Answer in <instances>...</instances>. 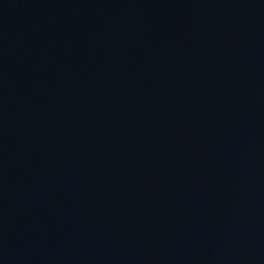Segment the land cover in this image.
Here are the masks:
<instances>
[{"label":"water","instance_id":"obj_1","mask_svg":"<svg viewBox=\"0 0 264 264\" xmlns=\"http://www.w3.org/2000/svg\"><path fill=\"white\" fill-rule=\"evenodd\" d=\"M0 264H264V0H0Z\"/></svg>","mask_w":264,"mask_h":264}]
</instances>
